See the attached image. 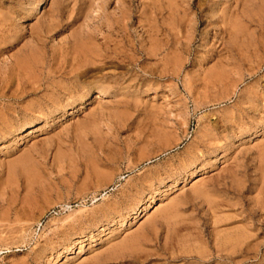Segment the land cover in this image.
<instances>
[{
	"label": "rangeland",
	"instance_id": "1",
	"mask_svg": "<svg viewBox=\"0 0 264 264\" xmlns=\"http://www.w3.org/2000/svg\"><path fill=\"white\" fill-rule=\"evenodd\" d=\"M0 264H264V0H0Z\"/></svg>",
	"mask_w": 264,
	"mask_h": 264
},
{
	"label": "bare ground",
	"instance_id": "2",
	"mask_svg": "<svg viewBox=\"0 0 264 264\" xmlns=\"http://www.w3.org/2000/svg\"><path fill=\"white\" fill-rule=\"evenodd\" d=\"M51 32V31H50ZM47 33V32H46ZM42 38V37H41ZM86 45V44H85ZM105 50V49H104ZM83 53V52H82ZM105 53V52H104ZM84 54V53H83ZM82 54V55H83ZM93 56V55H92ZM104 57V56H103ZM89 63V62H88ZM92 63V62H91ZM90 64V63H89ZM74 66V65H73ZM93 67V66H92ZM84 68V67H83ZM74 69V68H73ZM72 71V70H71ZM74 72V71H73ZM72 72V73H73ZM87 72H88V69L87 68H84L83 70H81L79 73H77L74 77H80V76H84L85 74H87ZM71 73V72H70ZM70 73H68V74H70ZM70 75H72V74H70ZM70 78V77H69ZM72 78V77H71ZM77 79V78H76ZM72 80V79H71ZM75 81H77V80H75ZM71 87V86H70ZM77 89V88H76ZM74 90V89H73ZM103 94V93H102ZM100 95V94H99ZM220 257H227V258H229L227 255H221Z\"/></svg>",
	"mask_w": 264,
	"mask_h": 264
}]
</instances>
